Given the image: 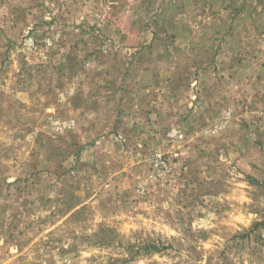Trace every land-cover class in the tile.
Here are the masks:
<instances>
[{"label":"rangeland","instance_id":"rangeland-1","mask_svg":"<svg viewBox=\"0 0 264 264\" xmlns=\"http://www.w3.org/2000/svg\"><path fill=\"white\" fill-rule=\"evenodd\" d=\"M0 264H264V0H0Z\"/></svg>","mask_w":264,"mask_h":264},{"label":"trees","instance_id":"trees-1","mask_svg":"<svg viewBox=\"0 0 264 264\" xmlns=\"http://www.w3.org/2000/svg\"><path fill=\"white\" fill-rule=\"evenodd\" d=\"M252 180H255V179H252ZM253 182H254L253 184H256L255 181H253ZM153 247H154V249H156V250H161V248H160V247H157L156 245H154ZM162 249H163V248H162Z\"/></svg>","mask_w":264,"mask_h":264}]
</instances>
